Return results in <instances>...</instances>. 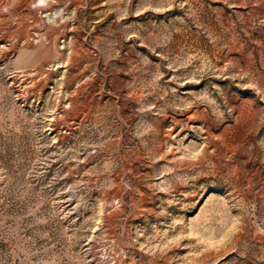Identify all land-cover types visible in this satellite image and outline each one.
Instances as JSON below:
<instances>
[{
  "label": "rangeland",
  "instance_id": "rangeland-1",
  "mask_svg": "<svg viewBox=\"0 0 264 264\" xmlns=\"http://www.w3.org/2000/svg\"><path fill=\"white\" fill-rule=\"evenodd\" d=\"M34 1L0 0V264H264V0Z\"/></svg>",
  "mask_w": 264,
  "mask_h": 264
},
{
  "label": "bare ground",
  "instance_id": "bare-ground-1",
  "mask_svg": "<svg viewBox=\"0 0 264 264\" xmlns=\"http://www.w3.org/2000/svg\"><path fill=\"white\" fill-rule=\"evenodd\" d=\"M8 1H10V4L12 5L11 7H16L17 6V1L19 2L20 0H8ZM58 1V0H57ZM56 1V2H57ZM66 1V0H65ZM64 0H63V2H65ZM72 1H76V0H72ZM58 2H60V1H58ZM57 2V3H58ZM63 2H61V3H63ZM20 3V2H19ZM52 3V2H51ZM60 3V4H61ZM66 3V2H65ZM65 3H63V4H65ZM30 4V3H29ZM48 4H49V2L48 1H46V0H35L34 1V4L33 5H35V7H36V9L38 8L39 10H40V8H47V6H48ZM62 4V5H63ZM73 4V3H72ZM28 4H26V6H27ZM32 5V4H31ZM68 5V4H67ZM18 6H19V4H18ZM30 6V5H29ZM29 6H27V8H29ZM50 6V5H49ZM33 7V6H32ZM65 7H67V6H64V8ZM18 8V7H17ZM66 9V8H65ZM34 10H35V8H34ZM47 10H48V8H47ZM34 15V14H33ZM33 15H32V17H33ZM36 15H37V13H36ZM41 17V16H40ZM34 20L35 21H39V16L37 15V16H35L34 17ZM67 20V19H66ZM65 21V20H64ZM63 22V21H62ZM38 23V22H37ZM40 23V22H39ZM64 24V23H63ZM47 25V24H46ZM61 25V24H60ZM59 25V26H60ZM66 26V25H65ZM64 26V27H65ZM46 27V26H45ZM35 28H36V26H35ZM34 28V29H35ZM29 29V28H28ZM28 29H27V27H24L22 30H21V32H20V39H22V40H26L27 41V37H28V35H29V33H28ZM66 29V28H65ZM65 29H63V25L62 26H60V27H48L47 29H44L43 28V30H45V32H44V35H45V37H47V38H45V39H50L51 37H53L54 35H58V34H62L63 33V30H65ZM37 31H39V30H37ZM67 32V31H66ZM31 35V34H30ZM33 35V34H32ZM43 36V35H42ZM34 37V36H33ZM61 37H63V36H61ZM35 38V37H34ZM36 38H38V37H36ZM21 40V41H22ZM56 40V39H55ZM48 42H49V40H47ZM30 43H32V42H30ZM52 44H53V42H52ZM81 44V43H80ZM51 46V45H50ZM77 46V45H76ZM81 46V45H80ZM77 48V47H76ZM79 48V47H78ZM75 52H78V49L75 51ZM74 54V53H73ZM78 54V53H77ZM75 55V54H74ZM74 61V60H73ZM76 67V66H75ZM73 68V67H72ZM76 69V68H75ZM73 70V69H72ZM80 71V70H79ZM75 72V71H74ZM77 72V71H76ZM80 73V72H79ZM75 74V73H74ZM77 74H78V72H77ZM76 75V74H75ZM74 75V76H75ZM79 75V74H78ZM74 76H72V77H74ZM70 78V80H69V82L72 80V82H74L73 81V78ZM67 78H69V77H67ZM66 78V79H67ZM68 80V79H67ZM68 83V82H67ZM67 85V84H66ZM71 85V84H70ZM69 85V86H70ZM84 86V85H83ZM68 87V86H67ZM81 87V86H80ZM79 88V87H78ZM78 88H75V89H78ZM80 89V88H79ZM79 91H82V90H79ZM70 92V91H69ZM77 92V91H76ZM79 93H81V92H79ZM79 93H77V94H79ZM76 94V95H77ZM77 100V99H76ZM79 100H77L76 101V104H77V102H78ZM70 103V105H71V102H69ZM78 105H79V103H78ZM80 105L82 106V104H81V102H80ZM87 106V105H86ZM80 107V106H79ZM92 109V108H91ZM80 111H81V109H79ZM95 110V109H94ZM93 111V110H92ZM90 112V111H89ZM96 112V111H95ZM91 113H94V112H91ZM90 114V113H89ZM96 114V113H95ZM99 114V113H98ZM111 114V113H110ZM133 114V113H132ZM95 117V116H94ZM131 117V116H130ZM133 117V116H132ZM131 117V118H132ZM192 117V116H191ZM187 118V117H186ZM185 118V119H186ZM189 118V117H188ZM78 119V118H77ZM190 119V118H189ZM189 123V122H188ZM187 125V124H186ZM185 126V125H184ZM188 127V126H187ZM187 127H184V128H187ZM188 129V128H187ZM179 132V131H178ZM149 145V144H148ZM137 147H138V145H137ZM146 147V146H145ZM149 148H150V146H149ZM149 148H148V150H149ZM146 149H147V147H146ZM134 150V149H133ZM137 150V149H136ZM142 149H140V151H141ZM123 151V150H122ZM125 151V150H124ZM124 151H123V154L122 155H120V157H121V162H122V168L123 169H125L126 171H131V167L134 165V163H137V157H134V158H132V159H129V156L128 155H126L125 153H124ZM120 152V151H119ZM130 152V151H129ZM138 152V151H137ZM113 153V152H112ZM126 153H128V152H126ZM131 153V152H130ZM113 154H115V153H113ZM117 154L118 153H116V155L114 156V158H115V160H116V158H118V156H117ZM132 154V153H131ZM135 154H137V153H135ZM142 154V153H141ZM130 155V154H129ZM138 155V154H137ZM136 155V156H137ZM128 156V157H127ZM132 156H134V155H132ZM140 156H142V155H140ZM138 159H140V157L138 156ZM109 160H110V158H109ZM110 161H112V160H110ZM109 163V162H108ZM113 163H115V162H113ZM112 163V164H113ZM139 163H140V161H139ZM111 164V163H110ZM175 164V163H174ZM115 165V164H114ZM176 165H177V162H176ZM118 167V166H117ZM134 168V167H133ZM133 168H132V170H133ZM115 170V169H114ZM175 170V169H174ZM174 170H173V172H174ZM117 171V170H116ZM120 171V170H119ZM177 171V170H176ZM137 172H139V171H137ZM116 173V172H115ZM120 174V173H119ZM119 174L117 173L116 175H115V177H116V179L118 178V176H119ZM127 174H130V173H127ZM169 174V173H168ZM173 174V173H172ZM112 176H114L113 174H111ZM171 175V174H170ZM120 176H122V175H120ZM129 176H131V175H129ZM138 180V179H137ZM118 181V180H117ZM120 181V180H119ZM128 181V180H127ZM134 181V180H133ZM132 181V182H133ZM180 182V181H179ZM118 183V182H117ZM131 183V182H130ZM137 183V182H136ZM136 183H134V184H136ZM178 183V182H177ZM129 185V184H128ZM141 185V184H140ZM181 185V184H180ZM119 186V185H118ZM187 186V185H186ZM138 187V186H137ZM140 188V187H139ZM136 189V188H135ZM137 190V189H136ZM135 190V191H136ZM143 191V190H142ZM145 192L146 191H143V194H145ZM140 193V192H139ZM147 193V192H146ZM135 194H137V193H135ZM141 195H142V193H140ZM104 196H105V198L106 199H110V198H112V197H115V196H120V191H119V188H117V187H115L113 190H111V191H109V192H105V194H104ZM140 196V195H139ZM146 196V195H145ZM144 196V197H145ZM191 196V195H190ZM142 197V196H141ZM144 197H143V199H144ZM137 198V197H136ZM139 198V197H138ZM137 198V199H138ZM146 198H147V196H146ZM136 199V200H137ZM142 199V198H141ZM141 201V200H140ZM147 201V200H146ZM132 202H133V200H132ZM136 203H137V201H136ZM139 203V202H138ZM145 203V202H144ZM141 203H139V205H140ZM139 207V206H138Z\"/></svg>",
  "mask_w": 264,
  "mask_h": 264
}]
</instances>
